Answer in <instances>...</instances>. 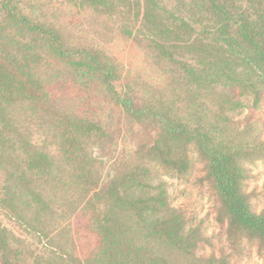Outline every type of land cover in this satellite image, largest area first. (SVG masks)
<instances>
[{"label":"trees","instance_id":"1","mask_svg":"<svg viewBox=\"0 0 264 264\" xmlns=\"http://www.w3.org/2000/svg\"><path fill=\"white\" fill-rule=\"evenodd\" d=\"M119 2L131 14L121 32L145 42L160 69L156 94H139L116 58L41 20L35 2L0 0V264H232L198 253L202 227L171 199L168 180L185 178L194 157L218 194L227 242L264 249V213L247 189L264 138L250 136L244 115L264 102V0ZM66 81L94 84V102L154 125L156 139L117 153L111 118L56 92ZM81 210L99 236L86 258L70 239Z\"/></svg>","mask_w":264,"mask_h":264},{"label":"rangeland","instance_id":"2","mask_svg":"<svg viewBox=\"0 0 264 264\" xmlns=\"http://www.w3.org/2000/svg\"><path fill=\"white\" fill-rule=\"evenodd\" d=\"M26 1L31 4L35 2L38 17L55 23L75 42L103 50L116 58L122 76L133 82L135 91L139 94L152 95L163 89L160 69L149 56L145 42L125 35L119 28L121 20L131 15L119 0H114L113 7L110 8L103 5L92 7L81 3V0ZM55 87L58 93H69L76 98L82 96L85 110L94 111L97 108L105 114V118H111L109 123L117 140V153H127L142 143H152L158 135L154 125H134L123 121L120 110L110 104V101L104 100L102 93L98 96L104 101L100 105L98 101L94 102L97 96L94 84L85 88L66 81ZM244 115L250 123H254L251 130L255 131L250 136L259 130L260 137L264 138V102L256 108L248 109ZM190 171L185 178L168 180V185L172 201L182 207L188 221L193 226L200 224L202 227L206 242L198 249V253L205 256L214 253L218 257L223 252L232 264H264L263 248L248 241L238 245L227 242L219 197L206 177L204 163L194 157ZM247 189L251 194L252 209L257 213H264L263 162L258 161L250 166ZM4 221L9 227H13L10 221ZM70 226L74 251L80 258H86L99 244V236L90 226V215L88 212L78 211L70 220Z\"/></svg>","mask_w":264,"mask_h":264}]
</instances>
